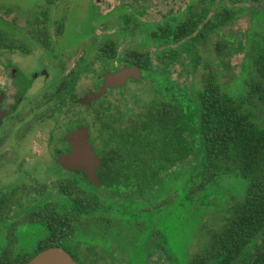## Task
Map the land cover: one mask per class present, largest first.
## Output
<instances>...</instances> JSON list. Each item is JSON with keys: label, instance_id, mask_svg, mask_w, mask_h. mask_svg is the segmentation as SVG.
I'll list each match as a JSON object with an SVG mask.
<instances>
[{"label": "flooded vegetation", "instance_id": "obj_1", "mask_svg": "<svg viewBox=\"0 0 264 264\" xmlns=\"http://www.w3.org/2000/svg\"><path fill=\"white\" fill-rule=\"evenodd\" d=\"M61 2L43 0L32 14L0 6V11L26 17L25 27L0 19V53L25 55V69L13 59L0 65V166L13 168L15 175L21 173L19 181L0 192L2 255L21 264L30 254H38L41 243L51 241L59 243L57 247L77 264H178L182 259L189 264L187 205L163 196L158 199L154 180L151 188L122 187L125 177L130 184L140 185L143 173L124 172L125 166L118 163L121 159H100L95 169L99 184L86 172L67 169L57 159L70 153L65 138L79 127L87 128V142L100 158L98 149L106 141L103 125L113 121L109 115L117 108L124 113L121 121L128 123L152 109L156 113L155 106L167 111L173 99L178 107L180 99L187 107L191 90L197 88L173 80L171 68L179 64L186 77L193 74L194 79L199 43L220 37L224 28L245 15L251 25L246 30V45L235 35L216 40L214 50L227 56L247 53L253 75L247 86L260 93L257 83H262L259 96L264 105V72L258 71L260 59L264 65V0H188L178 9L164 0H91L94 21L90 28L66 29L63 16H58L56 26L38 23L36 16L45 10L49 21L53 20ZM226 9L230 10L228 18L223 15ZM237 9L242 11L237 14ZM150 10L158 16L154 21H146ZM130 68L138 69V78L108 87L99 100L89 101L107 74ZM209 76L213 77L208 74L203 80ZM244 78L237 82L238 92L246 88ZM132 84L137 93L128 99L137 108L127 107L125 98L122 107L106 102L115 91L123 97ZM97 104L101 112L95 109ZM95 116L101 121L99 127L94 124ZM10 140L14 144L25 141L33 155L13 159ZM108 144L112 146L109 140ZM141 191L144 198L132 196ZM25 239L35 244L30 254L17 248Z\"/></svg>", "mask_w": 264, "mask_h": 264}, {"label": "trees", "instance_id": "obj_2", "mask_svg": "<svg viewBox=\"0 0 264 264\" xmlns=\"http://www.w3.org/2000/svg\"><path fill=\"white\" fill-rule=\"evenodd\" d=\"M236 11L239 14L242 9ZM42 13L36 16L38 23L48 24L49 12ZM229 13L226 9L224 18H228ZM261 61L258 65L260 74L264 72ZM257 85L261 93L262 83ZM173 102L167 111L155 106L156 113L152 109L128 123L121 121L124 113L120 109L112 115L110 112L109 118L113 121L103 125L106 141L98 149L100 159H121L118 163L125 166L124 172L139 170L143 173L140 185L130 184V179L125 177L122 187L151 188L154 180L158 199L162 196L164 199L170 193L176 199L175 204L187 205L189 210L202 201L208 187L236 176L242 181V200L233 205L218 230L208 231L204 247L188 262L264 264L263 121L258 120L250 106L244 101H236L211 76L204 78L200 87L191 90L187 107L182 99L179 107L175 99ZM116 122L118 127L113 128ZM103 163L113 165L109 160H103ZM182 172H189L190 178L182 176ZM169 177L172 181L181 178V185L174 187V193L164 187L165 182L170 181ZM132 196L144 198L145 192L132 193ZM141 204L145 205L146 201L142 199ZM57 246L59 243L47 241L41 243L37 252ZM32 257L25 258L21 264H26ZM8 260L10 258L5 256L1 261L9 264ZM182 260H178V264H185Z\"/></svg>", "mask_w": 264, "mask_h": 264}, {"label": "rangeland", "instance_id": "obj_3", "mask_svg": "<svg viewBox=\"0 0 264 264\" xmlns=\"http://www.w3.org/2000/svg\"><path fill=\"white\" fill-rule=\"evenodd\" d=\"M43 0H0V6L16 9L25 14H32L35 6H39ZM158 1V0H157ZM171 1V6L173 9H178L180 6L183 7L188 0H164ZM264 3V2H263ZM91 0H62L60 6L57 9V16L53 15V20L49 21V24H44L43 26H56V22L59 17H64V26L66 29L73 28H90L92 25L93 14L91 11L92 7L90 6ZM164 7V6H163ZM104 11V9H103ZM165 11V9H162ZM54 14V13H53ZM59 16V17H58ZM33 17V16H32ZM32 17L29 20H32ZM158 18L156 13L153 10L149 12V18L146 21H154ZM0 19L10 22L13 26L25 27V15L19 16L16 12L11 11H0ZM43 23V22H42ZM46 23V22H45ZM106 26V25H105ZM250 20L247 15L242 16L237 20V22L229 27H226L222 30L221 36H216L213 39H206L204 42H200L199 46V64L196 69V75L193 79V74L186 77V72H184L179 64H175L172 68V79L182 84L187 81L189 87L191 84L196 88L200 87L203 77L211 74L216 78V82L224 88L235 100L240 101L241 99L245 101L247 106H250L257 116L259 121H263L264 118V105L260 100V93L258 91L252 92L251 88L247 84L251 82V77L253 76L250 71L249 58L247 53L232 54L227 56L225 54H217L214 50V45L216 40L223 39L226 37L230 38L235 35L242 39L243 45H246V30L250 27ZM255 36V35H253ZM75 37V36H74ZM149 51H154V48L149 49ZM10 59H13V62L19 67L25 69V55L13 54L10 55L6 52L0 53V65L8 63ZM246 76L243 79L246 82V88H243L239 92L237 89L238 80L242 79V76ZM136 91V85H130L126 89L123 97L115 91L114 94H111L107 103H116L119 107H122L123 98L127 99V107L137 108L134 101L129 100L131 93ZM100 105L97 104L95 109L100 110ZM103 106V105H102ZM137 111L139 109H136ZM98 117V116H97ZM101 117V115L99 116ZM101 121L96 120L95 116V126L99 127ZM102 133V132H100ZM12 145V150L14 152L13 159L24 160L26 155H33L32 152H29V149H32V146L27 149L25 148V141L22 143L14 144L12 140L8 142ZM40 159V158H34ZM41 159H47L43 157ZM39 169H42L40 167ZM25 171V168L24 170ZM178 171V170H176ZM185 178L189 179V172H182ZM21 173L14 174L13 168L2 167L0 166V192L6 188H9L14 185L15 182L19 181V176ZM170 181L165 182L164 187H168V192L172 191L174 193V187L181 185V178L178 177L176 180L172 181V177H169ZM240 190L243 191L242 181H240L236 176L230 177L226 180H219L212 186L208 187V191L203 194L204 198L201 199L197 205H194L193 209L189 210V223H190V243L188 245V254L189 257H192L197 252L201 251L205 243L208 240V231L209 230H218L224 223V220L229 214L230 209L234 204L242 200ZM202 196V197H203ZM176 200L170 193L167 194L166 199ZM196 212V213H195ZM17 248L19 250L25 249L27 254H30L35 248V244L30 243L29 240L25 239L17 243ZM182 245L179 244L178 248ZM5 247V243L0 241V264H5L1 260L3 259L2 250ZM21 254V253H20ZM14 255H16L14 253ZM31 255V254H30ZM20 260L12 259L8 260L9 264H18ZM22 261V260H21ZM156 261V258L153 259ZM159 264H165L162 261H158Z\"/></svg>", "mask_w": 264, "mask_h": 264}, {"label": "water", "instance_id": "obj_4", "mask_svg": "<svg viewBox=\"0 0 264 264\" xmlns=\"http://www.w3.org/2000/svg\"><path fill=\"white\" fill-rule=\"evenodd\" d=\"M139 71L135 68L124 69L114 74L105 76L102 88L95 94L88 96L89 101L99 100L106 92L107 88L122 86L127 79L138 78ZM88 130L79 127L70 133L65 140L70 144V153L60 155L57 163L67 169H78L87 173L88 178L95 184L99 181L95 175V169L100 165V158L95 154L93 148L87 142ZM26 264H77L71 256L60 247L47 248L34 257Z\"/></svg>", "mask_w": 264, "mask_h": 264}]
</instances>
